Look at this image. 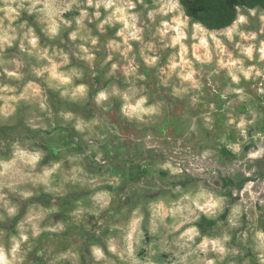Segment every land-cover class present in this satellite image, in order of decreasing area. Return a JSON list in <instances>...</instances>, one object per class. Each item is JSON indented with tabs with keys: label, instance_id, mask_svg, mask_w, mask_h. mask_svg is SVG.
<instances>
[{
	"label": "rangeland",
	"instance_id": "obj_1",
	"mask_svg": "<svg viewBox=\"0 0 264 264\" xmlns=\"http://www.w3.org/2000/svg\"><path fill=\"white\" fill-rule=\"evenodd\" d=\"M131 2L13 20L0 0V241L28 237L14 264H264V10L208 30L179 0Z\"/></svg>",
	"mask_w": 264,
	"mask_h": 264
},
{
	"label": "clouds",
	"instance_id": "obj_2",
	"mask_svg": "<svg viewBox=\"0 0 264 264\" xmlns=\"http://www.w3.org/2000/svg\"><path fill=\"white\" fill-rule=\"evenodd\" d=\"M28 2H29L30 6L25 8V0H20L19 3H16V0H11V3H6L4 10L9 14L10 18L14 20L20 15L21 9H25L29 14H31L33 11H36V10L43 12L49 7V5L47 3H45L43 8L37 9V5L39 3H41V0H34V2H33V0H28ZM139 2L142 3L143 0H139ZM13 3H15V5H16L15 7L12 6ZM73 3H75V0H72V3H70V4H67L63 10L64 11L69 10L72 7ZM136 6L137 5L132 3L131 0H127V3L125 5H123L122 7L117 8L116 11L123 13L125 9H132V8H135ZM87 7H94V8L104 7L105 11H107L110 8L116 7V5L114 3V0H100V2H98L96 4H93L92 0H87ZM154 14L155 13L150 12L149 13V19H151V17ZM87 15H88V13L86 11H82L80 13V19H78L76 21V23L80 24L81 20L84 17H87ZM99 15H100L99 12L94 13V17L96 19L99 18ZM129 19L133 21L132 26L135 27L134 21L137 19V16H135V15L131 16V17H129ZM103 23H108V21L107 20L103 21L102 24L100 25L101 28L103 27ZM50 31H51V34L54 36L56 34V27L53 26L50 29ZM137 31H139V30H137ZM75 36H76V34L73 33L71 38L75 39ZM32 43L35 44V40H33ZM91 43H92V45H95L97 43L96 39L93 38L91 40ZM130 50L131 49H129V51ZM85 51H87V49H85ZM89 59H92V57H89ZM152 63H154V61ZM10 75H15V74L10 73ZM37 75H41V73H37ZM61 81L65 85H71L73 82V76L72 75H64L61 77ZM29 87H31V85H29ZM7 91H14V89H7ZM85 91H86L85 87L83 85H80L78 88L75 89V91L72 92V95H76L77 93L83 94ZM61 95H68V92L64 91L61 93ZM100 98L106 99L107 97L104 93H101ZM128 98L131 99V96H129ZM146 102H147V97L141 96L139 98L138 103L136 104V108L133 109V111H138L139 113H143L145 115H152V114H155L158 112V108L156 106L147 107V108L141 107V105H144ZM68 116L70 117L71 114L69 113ZM13 147L16 148V151L14 152V156L19 157V156L27 154L25 152L20 151L18 146L14 145ZM41 159H42V154L40 152H36L29 157L28 163H30L32 166H35L37 164V162H39ZM10 163H15V160L11 161ZM8 167H9V164L4 165L5 169H7ZM59 167H60L59 164L54 165L52 169L45 172V175H49L51 172H54ZM185 199H187V197H185ZM197 206H199V204ZM221 206H222V198H217L215 200H212L210 202V205L209 204L204 205V207L208 208L209 210L211 208H217L218 209ZM7 211L9 212V214H14L16 209L8 208ZM192 231L195 234V230L193 229ZM27 239H28V237L25 235H21L19 238L12 237L11 241L8 243L7 246H5V244L2 241H0V264H14V262L18 258H22L20 256L21 245ZM225 239H227V237ZM111 251L115 252L116 249L112 248ZM92 254H93V258L96 262H103L106 259L104 253L101 251V249L99 247H94L92 249ZM67 256H68L67 253L56 256L53 258L51 264H57V261L64 260L67 258ZM209 264H211V262H209Z\"/></svg>",
	"mask_w": 264,
	"mask_h": 264
},
{
	"label": "trees",
	"instance_id": "obj_3",
	"mask_svg": "<svg viewBox=\"0 0 264 264\" xmlns=\"http://www.w3.org/2000/svg\"><path fill=\"white\" fill-rule=\"evenodd\" d=\"M179 3L190 21L208 30L230 27L236 21L240 8L264 10V0H179ZM251 180V177H243L234 184L240 190Z\"/></svg>",
	"mask_w": 264,
	"mask_h": 264
}]
</instances>
